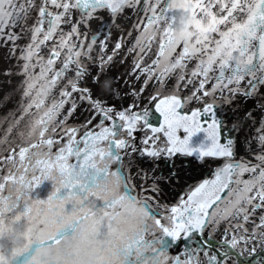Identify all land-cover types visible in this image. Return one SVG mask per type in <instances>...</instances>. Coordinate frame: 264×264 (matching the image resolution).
Listing matches in <instances>:
<instances>
[{
  "label": "snow or ice",
  "instance_id": "1",
  "mask_svg": "<svg viewBox=\"0 0 264 264\" xmlns=\"http://www.w3.org/2000/svg\"><path fill=\"white\" fill-rule=\"evenodd\" d=\"M13 216L0 264H264V0H0Z\"/></svg>",
  "mask_w": 264,
  "mask_h": 264
},
{
  "label": "bare ground",
  "instance_id": "2",
  "mask_svg": "<svg viewBox=\"0 0 264 264\" xmlns=\"http://www.w3.org/2000/svg\"><path fill=\"white\" fill-rule=\"evenodd\" d=\"M16 217H11V218H0V233H7L9 231L12 230V224H11V221L12 220H15ZM48 249L45 256L46 257H42L41 260L39 261L37 258H36V261L40 262V264H43L44 261H46L47 259H49L52 255H53V250L47 246H45ZM40 248H38L37 250H34V258L36 256V254L38 253ZM33 257L29 258V259H32Z\"/></svg>",
  "mask_w": 264,
  "mask_h": 264
},
{
  "label": "clouds",
  "instance_id": "3",
  "mask_svg": "<svg viewBox=\"0 0 264 264\" xmlns=\"http://www.w3.org/2000/svg\"><path fill=\"white\" fill-rule=\"evenodd\" d=\"M46 252H47V250H46V249H43V250H41V255H45V254H46Z\"/></svg>",
  "mask_w": 264,
  "mask_h": 264
}]
</instances>
